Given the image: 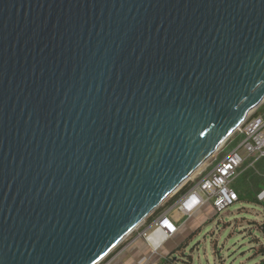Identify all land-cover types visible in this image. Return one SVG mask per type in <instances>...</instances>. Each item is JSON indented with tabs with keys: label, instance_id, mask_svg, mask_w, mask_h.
I'll list each match as a JSON object with an SVG mask.
<instances>
[{
	"label": "water",
	"instance_id": "obj_1",
	"mask_svg": "<svg viewBox=\"0 0 264 264\" xmlns=\"http://www.w3.org/2000/svg\"><path fill=\"white\" fill-rule=\"evenodd\" d=\"M263 102L264 0H0V264H99Z\"/></svg>",
	"mask_w": 264,
	"mask_h": 264
},
{
	"label": "built area",
	"instance_id": "obj_2",
	"mask_svg": "<svg viewBox=\"0 0 264 264\" xmlns=\"http://www.w3.org/2000/svg\"><path fill=\"white\" fill-rule=\"evenodd\" d=\"M230 138L195 171L194 176L166 200L169 201L181 189L186 188L172 207L183 217H191L208 204L214 211L221 212L239 202L235 181L245 170L255 169L258 162L264 161V114L252 112ZM172 208L159 214L149 224L146 219L137 227L145 226L141 235L155 249L179 231L177 220L170 216ZM156 231L163 233L162 243L154 244L151 241L150 235Z\"/></svg>",
	"mask_w": 264,
	"mask_h": 264
},
{
	"label": "rangeland",
	"instance_id": "obj_3",
	"mask_svg": "<svg viewBox=\"0 0 264 264\" xmlns=\"http://www.w3.org/2000/svg\"><path fill=\"white\" fill-rule=\"evenodd\" d=\"M254 111L264 114V102ZM261 163L264 165V161ZM240 182H243V176L238 178L234 184L237 190L243 188V186H239ZM257 197L258 200L264 202V189L258 193ZM164 204L166 201L162 205ZM168 206L162 209L166 210ZM212 208L205 206L202 208L203 210L198 211L199 217L195 218L196 221L201 218L204 222L194 227L191 222H188L187 227L192 226V233L179 245V252H175L171 256V261L178 264H264V255L262 254L264 252V234L252 223L264 218V204L240 200L221 212H216ZM176 211L175 207L172 208L170 216H175ZM182 222H186V217L180 218L179 223ZM144 229L145 226L135 229L118 246L126 243V240L131 237L139 234L142 236L141 233ZM181 235L182 230H179L168 244H178ZM169 256L170 254L167 258Z\"/></svg>",
	"mask_w": 264,
	"mask_h": 264
},
{
	"label": "crops",
	"instance_id": "obj_4",
	"mask_svg": "<svg viewBox=\"0 0 264 264\" xmlns=\"http://www.w3.org/2000/svg\"><path fill=\"white\" fill-rule=\"evenodd\" d=\"M168 202H166V204ZM174 203L171 204L170 206H168V208H166V210H164V211L171 209L173 207ZM205 206H211V205L208 204ZM197 216L199 217L198 212H196L194 215H192V217H186V222L179 223L180 218L183 219L184 217L182 216V214L178 210L176 211L175 216H173V217L177 220V222L179 224V230L180 231L182 230V235L178 241V244H176V245L168 244V242L177 233L174 236H172L170 239L166 240L157 249H155L144 237L140 236V234H139V235H136V236L131 237L128 240H126L127 241L126 243H124L120 246H117L99 264H178L175 261H171V256L175 252H179V250H178L179 249L178 247H180L179 245L182 242H184L186 239H188L189 236L191 235L192 226L187 227L188 222H191L193 227L197 226L201 222H204V221H202L203 219H201V218L199 221H196L195 218ZM263 217H264V213H263ZM252 223H253L254 227H257L256 229H259L260 231L263 232L262 225L264 224V218L260 221H253ZM150 239L154 244H159V243L163 242L164 235L162 232L156 231L150 235ZM189 240H191V239H189ZM260 245H262V244H260ZM175 249H177V250H175ZM169 254H170V256L167 258V256ZM168 259H170V261H168Z\"/></svg>",
	"mask_w": 264,
	"mask_h": 264
},
{
	"label": "trees",
	"instance_id": "obj_5",
	"mask_svg": "<svg viewBox=\"0 0 264 264\" xmlns=\"http://www.w3.org/2000/svg\"><path fill=\"white\" fill-rule=\"evenodd\" d=\"M256 114H262V112H258L257 111ZM261 164L262 163L260 161V162L257 163L255 169H252V168L251 169H247L241 174L243 176V182L242 183L240 182L239 186H243V188L239 189V190L236 189L238 194H239V199L240 200H243V201L248 200V201H251V202H254V203H258V204H264V202H262L261 200H258V197H257L258 193H260L264 189V165H261ZM185 191H186V188L181 189L174 197H172L169 200V202L167 204H164V205L158 207L147 218V223L149 224L154 218H156L159 214L164 212L163 209L166 206L173 204L175 202V200L178 198V196L181 193L185 192ZM262 230H263V233H264V224L262 225Z\"/></svg>",
	"mask_w": 264,
	"mask_h": 264
},
{
	"label": "bare ground",
	"instance_id": "obj_6",
	"mask_svg": "<svg viewBox=\"0 0 264 264\" xmlns=\"http://www.w3.org/2000/svg\"><path fill=\"white\" fill-rule=\"evenodd\" d=\"M195 173H196V172H194V173L192 174V176H194ZM192 176H191V177H192Z\"/></svg>",
	"mask_w": 264,
	"mask_h": 264
}]
</instances>
